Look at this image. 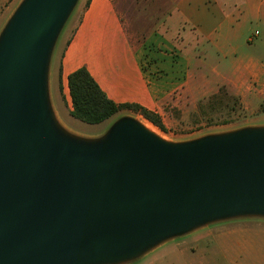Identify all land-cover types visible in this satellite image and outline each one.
Returning a JSON list of instances; mask_svg holds the SVG:
<instances>
[{
  "label": "water",
  "instance_id": "1",
  "mask_svg": "<svg viewBox=\"0 0 264 264\" xmlns=\"http://www.w3.org/2000/svg\"><path fill=\"white\" fill-rule=\"evenodd\" d=\"M78 0H21L0 30V264H126L218 222L264 219V126L165 141L57 121L49 67Z\"/></svg>",
  "mask_w": 264,
  "mask_h": 264
},
{
  "label": "crops",
  "instance_id": "2",
  "mask_svg": "<svg viewBox=\"0 0 264 264\" xmlns=\"http://www.w3.org/2000/svg\"><path fill=\"white\" fill-rule=\"evenodd\" d=\"M8 2L1 0L0 7L10 14L18 2L13 1L12 9V4L5 7ZM173 5L168 25L175 23L177 30L150 35L140 46L127 37L115 0H87L54 69L68 114L72 107L67 79L80 68L109 100L139 105L161 119L187 95L199 99L220 87L239 98L245 111L264 105V36L254 44L259 33H251L249 52L239 55L222 35L252 25L264 31V0H175ZM212 55L231 61L228 73L216 65L205 71Z\"/></svg>",
  "mask_w": 264,
  "mask_h": 264
},
{
  "label": "rangeland",
  "instance_id": "3",
  "mask_svg": "<svg viewBox=\"0 0 264 264\" xmlns=\"http://www.w3.org/2000/svg\"><path fill=\"white\" fill-rule=\"evenodd\" d=\"M13 1L19 4L21 0H9L5 7H11ZM86 1L78 0L62 29L51 57L48 77L49 97L57 121L66 130L82 138L102 137L108 132L112 123L123 116L136 118L142 124L150 123L142 116L129 111H123L99 125L82 123L68 114L67 105L61 100L54 80V69L57 66L58 55L62 53L79 23ZM124 1L120 4L115 0V4L127 37L135 45H143L150 35L161 34L167 29L170 32L177 30L175 23L171 24V27L168 25L175 0ZM0 9L1 30L14 10L9 14L5 8L0 7ZM254 31L259 33L254 42L257 44L264 36L263 29L258 26L230 29L222 35L227 42L226 46H231L239 55H245L250 50L247 39ZM230 64L231 61L219 60L212 55L205 62L204 69L208 73L209 69L216 65L219 71L228 73ZM212 95L214 94L199 99H192L187 95L186 99L181 100L180 107L169 108L167 115L162 119L164 130L153 126L157 130V135L165 141L184 142L207 134L232 131L246 126H264V105L245 111L240 102L236 110H230L228 107L215 111V106L209 105ZM126 264H264V219H234L201 227L186 236L168 241L146 256Z\"/></svg>",
  "mask_w": 264,
  "mask_h": 264
},
{
  "label": "trees",
  "instance_id": "4",
  "mask_svg": "<svg viewBox=\"0 0 264 264\" xmlns=\"http://www.w3.org/2000/svg\"><path fill=\"white\" fill-rule=\"evenodd\" d=\"M67 86L72 107L69 115L75 120L88 125H99L123 111H129L164 130L162 119L158 114L136 104H116L109 100L85 68L70 74ZM59 90L61 91L60 83ZM239 104V98L231 96L225 87H220L209 100V105L215 106V111L228 107L230 110H236Z\"/></svg>",
  "mask_w": 264,
  "mask_h": 264
},
{
  "label": "bare ground",
  "instance_id": "5",
  "mask_svg": "<svg viewBox=\"0 0 264 264\" xmlns=\"http://www.w3.org/2000/svg\"><path fill=\"white\" fill-rule=\"evenodd\" d=\"M142 120V119H141ZM145 124L144 127L149 130L150 132L154 133V134H157V130L155 127H153V125H151L150 123H147V122H144Z\"/></svg>",
  "mask_w": 264,
  "mask_h": 264
},
{
  "label": "built area",
  "instance_id": "6",
  "mask_svg": "<svg viewBox=\"0 0 264 264\" xmlns=\"http://www.w3.org/2000/svg\"><path fill=\"white\" fill-rule=\"evenodd\" d=\"M255 34H257V33H255ZM248 41L251 42V37L248 39Z\"/></svg>",
  "mask_w": 264,
  "mask_h": 264
}]
</instances>
